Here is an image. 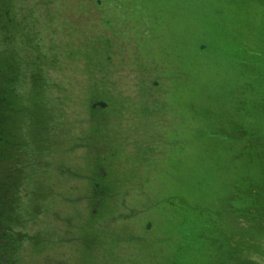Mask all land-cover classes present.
Returning a JSON list of instances; mask_svg holds the SVG:
<instances>
[{"label":"rangeland","instance_id":"rangeland-1","mask_svg":"<svg viewBox=\"0 0 264 264\" xmlns=\"http://www.w3.org/2000/svg\"><path fill=\"white\" fill-rule=\"evenodd\" d=\"M7 2L14 91L27 100L38 72L45 105L39 127L18 115L0 162L8 262L264 264V222L247 220L264 192V0Z\"/></svg>","mask_w":264,"mask_h":264},{"label":"trees","instance_id":"trees-1","mask_svg":"<svg viewBox=\"0 0 264 264\" xmlns=\"http://www.w3.org/2000/svg\"><path fill=\"white\" fill-rule=\"evenodd\" d=\"M0 3L4 4L8 2L7 0H0ZM8 18H5L3 16V12L0 10V24H5L8 21ZM20 67L19 55L14 50L0 49V145H3V148L0 150V162H3L2 158H4V156H8L6 152L8 153L9 151V156L12 155V152L10 150L12 147L16 146V144H19V146H21V143L17 142V135H15V133L13 132V129H16L18 125V115L22 114V116L27 119L29 123H31V128L37 127V125L39 127L40 123L38 122V112L43 113V110L45 108L42 98L39 97V90L44 85V80L41 79L38 72H34V74H31V76H36L31 79L30 84L33 87V92L32 95L27 98V100L25 99L24 101V98L16 94V92L14 91L15 84L20 77ZM27 101L29 102L30 107H27ZM17 151H19L18 148ZM13 172L14 170L9 167L6 168V174H2L3 172L0 171V195L2 194L1 192L4 191L1 189L8 187H3V185L5 184L2 180L5 177H3L2 175L7 176V174L9 173V175H11L15 173ZM261 189L264 190V184L261 185ZM8 191L9 190H7L3 196H0V227L2 225H4V227L5 225L11 227V225H8V222L12 220V217H9V215H11V206L14 205L16 197H6ZM257 194L263 199H259L256 201V203L253 205V210L250 212V219L247 220L250 221L249 224L253 225L255 229L257 227V229H260L262 227V222H264V192ZM9 227L5 228V230H0V238L2 239L0 240L2 244V252L0 254L2 258L0 260V264H12V262H8V256H10L11 254L5 255V251H7L9 247L11 248V246L13 245L12 243L14 242L13 239L8 237L11 234Z\"/></svg>","mask_w":264,"mask_h":264},{"label":"flooded vegetation","instance_id":"flooded-vegetation-1","mask_svg":"<svg viewBox=\"0 0 264 264\" xmlns=\"http://www.w3.org/2000/svg\"><path fill=\"white\" fill-rule=\"evenodd\" d=\"M0 143H1V140H0ZM3 148V145H0V150ZM11 152H12V155H11V157L12 156H14L15 158H16V152H17V147L16 146H14V147H12L11 149ZM8 156H9V151H8ZM7 157V156H6ZM8 158V160H10L11 158L10 157H7ZM9 168H12V167H9ZM13 170V169H12ZM14 173V172H13Z\"/></svg>","mask_w":264,"mask_h":264}]
</instances>
